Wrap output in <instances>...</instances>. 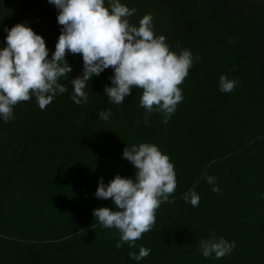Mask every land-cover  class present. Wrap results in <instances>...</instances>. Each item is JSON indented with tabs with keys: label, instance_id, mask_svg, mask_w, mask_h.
Segmentation results:
<instances>
[{
	"label": "trees",
	"instance_id": "16d2710c",
	"mask_svg": "<svg viewBox=\"0 0 264 264\" xmlns=\"http://www.w3.org/2000/svg\"><path fill=\"white\" fill-rule=\"evenodd\" d=\"M135 15L152 16L154 35L169 49H188L193 66L178 86L183 99L167 124L139 106L132 88L122 105L103 87L111 67L88 82L87 102L70 99L68 81L81 74L80 54L66 52L71 73L41 110L35 97L18 102L0 121V264H264V0H121ZM56 9L47 0H0L3 28L26 23L45 41L49 57L59 35ZM238 81L229 93L218 78ZM111 111L101 120L98 110ZM139 121V122H138ZM155 144L174 166L176 188L155 210V223L135 246L117 249L119 233L102 228L92 210L98 178H132L125 146ZM212 175L218 192L204 180ZM199 195L193 207L182 196ZM214 232L234 242L222 258H204L200 240ZM149 254L139 261V247Z\"/></svg>",
	"mask_w": 264,
	"mask_h": 264
},
{
	"label": "clouds",
	"instance_id": "9594fccd",
	"mask_svg": "<svg viewBox=\"0 0 264 264\" xmlns=\"http://www.w3.org/2000/svg\"><path fill=\"white\" fill-rule=\"evenodd\" d=\"M56 9V22L60 25L54 51L49 57L45 41L26 23H16L3 31L4 46L0 47V121L13 117V107L21 101L35 97L43 110L57 95L69 91L61 83L72 71L66 62V52L80 54L81 74L70 79V99L80 105L87 102L88 82L93 76L111 67L110 83L102 89L107 100L122 105L132 88L141 90L139 106L147 114L160 113L167 124L176 106L183 99L178 87L193 66V56L188 49L173 52L163 35L153 32L152 16L144 14L134 25L129 17L136 9L121 0H47ZM238 81L225 75L218 78V91L229 93ZM101 120L111 116L108 109L98 110ZM139 122V121H138ZM121 156L135 169L132 178L114 175L106 184L98 178L94 196L111 198L114 210L99 207L92 216L102 228H115L119 238L115 247L127 243L135 246L142 233L155 223V210L175 191L174 166L166 154L155 144L139 143L125 146ZM215 177L205 175L212 192H218ZM182 199L195 207L199 195L189 189ZM234 242L217 237L210 232L200 240L198 250L204 258L216 259L229 254ZM140 246L138 254L129 252L130 259L139 261L149 254Z\"/></svg>",
	"mask_w": 264,
	"mask_h": 264
}]
</instances>
